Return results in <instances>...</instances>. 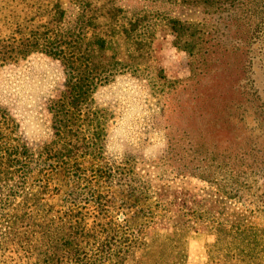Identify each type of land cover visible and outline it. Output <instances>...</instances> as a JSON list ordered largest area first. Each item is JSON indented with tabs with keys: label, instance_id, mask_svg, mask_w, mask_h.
Listing matches in <instances>:
<instances>
[{
	"label": "rangeland",
	"instance_id": "obj_1",
	"mask_svg": "<svg viewBox=\"0 0 264 264\" xmlns=\"http://www.w3.org/2000/svg\"><path fill=\"white\" fill-rule=\"evenodd\" d=\"M61 1L64 26L76 28L87 0ZM104 1L121 11L90 14L103 31L124 25L133 66L96 85L60 127L61 61L31 49L0 64L11 142L44 162L27 186L41 176L53 209L99 212L85 215L106 230L80 243L94 258L82 264H264V0ZM141 236L149 251L129 253L127 240Z\"/></svg>",
	"mask_w": 264,
	"mask_h": 264
},
{
	"label": "trees",
	"instance_id": "obj_2",
	"mask_svg": "<svg viewBox=\"0 0 264 264\" xmlns=\"http://www.w3.org/2000/svg\"><path fill=\"white\" fill-rule=\"evenodd\" d=\"M181 1L202 2L210 8L219 5V0ZM231 5L228 8L236 10ZM81 7L85 14H81L79 25L67 28L63 24L61 0L26 2L19 9L12 0H0V64L16 60L31 49H39L58 58L64 67L65 89L53 105L60 113L56 119L58 127L64 124L65 115H73V111L87 103L96 85L106 82L116 72L132 68L134 62L131 56L135 52H123L124 25L109 22L106 27L119 25L121 30L103 31L97 25L99 17L90 14L91 11L100 14L103 8L120 12L121 7L104 0H87ZM169 23L181 25L173 20ZM90 26L95 29H89ZM136 39L132 38L130 43L139 44ZM13 126L11 117L0 108V264H82L94 259L81 249L80 243L85 246L91 239L90 244L94 243L98 240L97 234L106 230L105 223L92 221L89 225L84 221L87 214L100 218L99 212L88 211L79 219L78 212L72 208L67 214L59 208L53 209L54 205L41 199L45 186L41 176L33 178L27 186L29 172L44 162L30 159L21 147L11 142ZM16 196L19 201L13 200ZM127 241V249L132 254L140 248L143 251L151 248L144 236ZM131 256L140 259L143 254Z\"/></svg>",
	"mask_w": 264,
	"mask_h": 264
}]
</instances>
